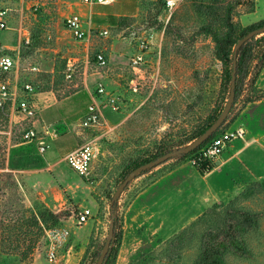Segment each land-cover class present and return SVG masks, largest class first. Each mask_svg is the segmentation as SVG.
<instances>
[{
  "label": "rangeland",
  "instance_id": "rangeland-1",
  "mask_svg": "<svg viewBox=\"0 0 264 264\" xmlns=\"http://www.w3.org/2000/svg\"><path fill=\"white\" fill-rule=\"evenodd\" d=\"M252 1L175 0L168 8L165 0H0L8 23L0 54L11 52L17 60L0 77L19 87L29 83L34 109L31 116L9 106L0 110V264H97L112 217L104 262L113 253L112 264H201L204 248L214 247L204 235L232 225L239 251L210 254L221 264H264V56L238 81L217 129L242 125L246 133L225 146L212 170L201 175L190 157L177 153L137 174L111 203L135 162L184 148L209 115L222 111L229 84L214 41L198 30L210 23L222 34L221 18L235 4L230 18L238 37L264 16V0H254V8ZM73 13L83 20L82 40L65 26ZM133 77L138 92L128 87ZM98 84L119 96L121 106L103 110L100 129L83 128L77 141L94 145L91 180L77 177L63 154L57 157L58 174L75 181L62 185L24 131L39 119L42 126L33 129L49 141L43 116L80 119L87 91L94 96ZM86 209L90 215L78 225L76 216ZM59 210L65 217H56ZM246 212L256 222L249 228L236 221Z\"/></svg>",
  "mask_w": 264,
  "mask_h": 264
},
{
  "label": "built area",
  "instance_id": "built-area-1",
  "mask_svg": "<svg viewBox=\"0 0 264 264\" xmlns=\"http://www.w3.org/2000/svg\"><path fill=\"white\" fill-rule=\"evenodd\" d=\"M87 3H99L109 4L114 0H85ZM166 6L172 8L175 4V0H165ZM6 9L0 8V32L8 28L6 19ZM65 26L67 30L77 40H82L86 37L84 30V23L82 18L77 14H70L65 18ZM106 32V31H105ZM141 58L136 56L134 62ZM99 62L103 63L105 58L102 54H97ZM17 67V60L11 52H2L0 54V74H8ZM33 71H38L36 66L30 68ZM128 87L132 92H138L141 89L139 80L135 77L130 78L128 81ZM33 88L29 83H24L20 87L15 82L0 77V110H4L6 106L11 105L13 111L20 112L26 116L34 114L32 105ZM121 100L119 96L108 92L103 84L96 86V94L90 99L86 107V112L80 120V126L82 128L100 129V126L104 124L103 110L112 109L117 111L121 106ZM246 133L244 126L237 125L232 129L221 131L214 135L203 147L198 150V154L206 161L213 162L221 156L225 146L235 140L243 137ZM23 138L28 141L36 140V145L39 153H44L48 148V144L43 139H38V133L35 129L29 128L24 131ZM94 158V145L91 141L82 143L77 148L69 151L65 156V161L70 169L78 174L81 178L91 180L92 178V162ZM89 209L81 211L76 216V223L78 225L85 223L89 217ZM73 216V215H71ZM56 217H65L64 213L59 210ZM58 233L64 234L61 230ZM49 261L55 259V251L52 249L48 252Z\"/></svg>",
  "mask_w": 264,
  "mask_h": 264
},
{
  "label": "trees",
  "instance_id": "trees-1",
  "mask_svg": "<svg viewBox=\"0 0 264 264\" xmlns=\"http://www.w3.org/2000/svg\"><path fill=\"white\" fill-rule=\"evenodd\" d=\"M254 2V3H253ZM235 4H230L227 6V9L224 12V16L221 18L222 25L225 29V31L222 34H219L217 31V27L213 26L210 23H207L205 25H202L198 33H203L205 35H208L212 38V40L215 43V55L218 58V60L221 61L223 66V73L225 78V83L230 84V76L232 71V54H233V47L236 44L237 40L242 37L244 34H246L249 30H252L254 28H258L260 26L264 25V18L261 20H258L257 22L251 23L248 25L244 30H242L238 37H233L234 27H233V21L230 18L231 12ZM255 7V1H252V7ZM253 10V9H252ZM264 47V34L259 37H253L246 43H244L240 49L237 52V65H236V88H235V95L239 91V87L237 86L238 81L241 79L246 78L252 69V65L257 66L259 62L263 59L264 56V50H262ZM221 112V111H220ZM220 112L216 114H211L207 118L206 124L200 128L197 134H201L206 128H208L212 122L217 118V116L220 114ZM220 133L218 130L214 132L204 143H202L198 148L189 151L188 153L182 154V157H190L193 161V166L195 169L201 174L204 175L206 172L212 170L213 164L209 161H206L203 157H201L197 152L198 150L203 147L209 141L214 135ZM161 151L157 152L156 155H160ZM149 159L147 158L142 160V162L138 163L135 162L132 168H135L139 166L140 164L147 163ZM146 171H143L139 173L138 175H141L145 173ZM243 220H236L237 222H241L239 225H245L248 228L255 224V220L249 213H244ZM240 217V216H239ZM246 228V229H248ZM208 235H204L205 239H208L212 242L213 248L210 249L209 247H205L203 250L204 257L200 260L201 264H221L222 259L217 258V256H213L210 254V252L215 253H222L224 251H231L234 249L241 248V244L238 242V229L233 228L232 225H228V227L216 231H209ZM223 237V239L220 241L219 237ZM216 245V246H215ZM112 257L111 256L107 258V260L104 262V264H112Z\"/></svg>",
  "mask_w": 264,
  "mask_h": 264
},
{
  "label": "water",
  "instance_id": "water-1",
  "mask_svg": "<svg viewBox=\"0 0 264 264\" xmlns=\"http://www.w3.org/2000/svg\"><path fill=\"white\" fill-rule=\"evenodd\" d=\"M264 33V25L260 26L258 28H254L252 30H249L246 34H244L242 37H240L236 44L233 47V54L232 56V71H231V76H230V84H229V95L228 98L225 102V105L222 109V111L220 112V114L217 116V118L214 120V122L211 123V125L206 128L200 135H198L194 140H192L191 142H189L188 144H186L184 146V148L175 151V152H170V153H164L161 154L159 156H157L156 158L147 161V163H143L140 164L139 166L133 168L127 175V177L117 186L113 197H112V201L111 203L114 202V200L116 199V197L118 195H120V193L124 190L125 186L128 184V182L134 178L137 174L148 170L151 167H155L156 165L166 161L167 159H169L172 155L177 154V153H188L191 150H194L196 148H198L202 143H204L214 132L217 131V129L221 126L222 123H224V120L227 118L229 111L232 107V104L234 102V98H235V88H236V65H237V52L240 49V47L246 43L247 41H249L251 38L258 36L260 34ZM113 217L111 218V223H110V228H109V232H108V237L107 240L105 241L97 264H103L104 260H105V256L109 250V246L113 236V231H114V222H113Z\"/></svg>",
  "mask_w": 264,
  "mask_h": 264
},
{
  "label": "crops",
  "instance_id": "crops-1",
  "mask_svg": "<svg viewBox=\"0 0 264 264\" xmlns=\"http://www.w3.org/2000/svg\"><path fill=\"white\" fill-rule=\"evenodd\" d=\"M89 11H92L91 7H90ZM253 12H255V9ZM261 17L262 16L259 15L258 19L260 20V19L264 18V16H263V18H261ZM87 95H88L89 99L92 98V94L88 91H87ZM87 105L82 110L81 117H79L80 119H76L75 121H72V122H70L68 120V118H64L60 114L58 116L54 115V114H50V116H49V115H44V112H43L44 124L46 125V127H48V133L50 135L49 141L46 142L48 144V148H50V152H47L48 151L47 150L48 148H47L43 154L45 155V158L47 160V164L52 166V169L55 172L56 179H57L58 183H60L62 185L69 186V187L73 183H75V181L69 182L68 180L66 181L64 179V177L62 178V175L58 174V172L56 171L55 164L57 163L56 160H57V157L59 155L63 154L64 160H65V156L69 151L77 148L78 146H80L83 143L82 142L80 144L77 141H78L79 137L83 136V132H84L83 130L84 129L80 128L81 127L80 126V120L86 112ZM8 106H9V109H11L13 111L12 106L11 105H8ZM39 124H41V126H42V122L39 119L33 121V123H32L33 128L37 129L38 128L37 126ZM41 126H40V128H41ZM70 137L72 138V140L70 141V143H66L67 141H69ZM54 144H56V145H54ZM77 177H79V176H77ZM77 177H76V179H77Z\"/></svg>",
  "mask_w": 264,
  "mask_h": 264
}]
</instances>
